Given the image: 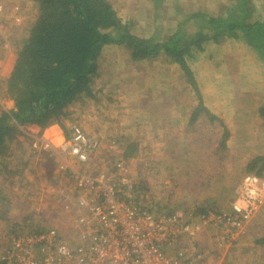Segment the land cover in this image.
<instances>
[{"label": "rangeland", "instance_id": "374dc122", "mask_svg": "<svg viewBox=\"0 0 264 264\" xmlns=\"http://www.w3.org/2000/svg\"><path fill=\"white\" fill-rule=\"evenodd\" d=\"M111 1L123 21H133L132 34L141 38L153 36L155 39H168L175 33H180L181 38H187L198 28V24L194 20H187V16L197 12H205L215 17L225 16L229 8L234 9L242 2V0ZM248 4L255 9L253 18L264 19V0H249ZM260 39L225 38L218 43L208 42L203 51H195L193 56L187 59L197 87L199 84L201 86L200 94L201 91L204 93L205 98L201 94L205 100L204 105L213 108L212 67L215 62H219L212 58L213 54L221 50H232L233 67L241 62L240 55L236 52H256L264 56V47H256L262 44L264 46V40ZM117 46L122 50H128L131 55V50L124 45ZM0 48L7 53L10 51L9 48L8 51L1 46ZM246 56L243 60L250 61L251 63L247 62L249 65L257 61L255 58L249 59L248 54ZM163 58L173 62L165 54L144 61L152 62ZM160 65L166 67L164 63ZM245 67H248L247 64ZM148 69L149 76L154 79L153 82L158 83L160 74L158 68ZM180 69L183 78H187L186 72L181 67ZM231 72L230 75L236 83L234 86L237 88L232 93L238 95L240 89L243 91L250 86L257 87L253 82L247 80L242 82L237 67ZM6 81L7 78L3 79L1 74L0 111L10 110L6 108L8 102L12 101L8 98ZM187 81L190 86V105L193 102L197 104L199 99L196 87L188 78ZM237 81L242 84L239 83L237 86ZM102 84L105 85L100 89ZM92 88L93 96L83 97L78 104L70 107L69 118L61 121L67 133L71 125H78L87 135L99 140L100 147L91 163V172L112 173L115 163H124L126 179L132 185V198L137 199L140 205L152 208L157 214L197 213L204 208L229 212L233 204L245 205L238 190L253 160L258 156H264V132L260 134L263 126L254 124V127L258 125V134H250V131L246 133L247 124L243 118V121L234 117L231 122L227 120L218 122L204 113V119L200 121L202 125L199 122V131L203 133L202 141L197 143L191 140V137L185 141L187 138L182 139L186 137L183 134L175 135L177 139H174L170 134L155 132L151 129L154 123L150 122V119L134 113L132 106L134 99L131 92L125 91L127 89L123 88L122 81L113 82L109 77L105 83L100 80ZM151 95L154 97L155 92ZM225 98L224 102L229 103L227 96ZM139 100L140 98L136 99ZM235 102L238 105H247L246 94L238 96ZM99 104L106 108L105 114H102V107L100 109ZM220 108L222 113H225L228 106ZM251 116L254 114L246 117ZM156 125L163 127L164 124ZM228 128L234 130L235 140H227L225 148H222L223 135L230 132ZM29 133L35 134L28 126L18 127L17 134L19 136L21 134L24 143L21 145L14 142L6 149L3 157L0 156V258L9 247L11 238L18 234L42 232L53 228L68 243L74 244L77 240L79 228L74 220L78 212L75 203L76 186L68 168L76 171L84 168L71 158L60 156L65 134H55L54 142H49L51 148L49 146L48 149H44L45 146L31 145V140L37 143L39 138L30 136ZM197 135L200 134H193ZM161 136L164 138H159ZM129 145H133L130 147L132 154L126 158ZM260 166L261 164L258 169ZM244 233L233 245L223 250L217 262L264 264V245L257 243L264 238V206L252 217ZM214 239L212 230L206 227L199 239V248L210 250Z\"/></svg>", "mask_w": 264, "mask_h": 264}, {"label": "trees", "instance_id": "16d2710c", "mask_svg": "<svg viewBox=\"0 0 264 264\" xmlns=\"http://www.w3.org/2000/svg\"><path fill=\"white\" fill-rule=\"evenodd\" d=\"M248 1L229 8L225 16L192 13L187 20H194L198 28L190 36L181 38L180 33H175L168 39L155 40L132 34L133 21H123L108 0H35L38 17L21 44L6 81L14 108L0 111V156L10 148L20 126H37L44 131L58 124L64 129L61 121L69 118L70 107L83 97L93 96L98 58L103 47L110 44L131 50L135 62L165 54L196 87L199 105L194 114L208 115L187 59L195 51H203L208 42L243 37L264 40V19L253 18L255 9ZM64 134L68 136L65 129ZM228 137L227 133L223 135L222 148ZM132 146L127 148L126 158L132 154ZM246 173L264 177V156L256 157ZM257 243L264 245V238Z\"/></svg>", "mask_w": 264, "mask_h": 264}, {"label": "built area", "instance_id": "2783aa9c", "mask_svg": "<svg viewBox=\"0 0 264 264\" xmlns=\"http://www.w3.org/2000/svg\"><path fill=\"white\" fill-rule=\"evenodd\" d=\"M5 16L0 3V46L7 50ZM44 146L48 149L50 143ZM99 147V140L78 125L69 127L60 147V156L84 168H68L76 186L75 243L65 241L53 228L18 234L11 238L0 264H220L219 255L245 234L264 206V177L249 173L238 190L244 206L233 204L229 212L157 214L132 198L124 163H115L112 173L91 172ZM206 227L215 237L208 251L198 245Z\"/></svg>", "mask_w": 264, "mask_h": 264}, {"label": "crops", "instance_id": "0c3cea01", "mask_svg": "<svg viewBox=\"0 0 264 264\" xmlns=\"http://www.w3.org/2000/svg\"><path fill=\"white\" fill-rule=\"evenodd\" d=\"M108 1L113 4L111 0ZM0 2L3 3L6 8V16L3 28L9 42L10 49L9 53H7L0 48V67L2 68V77L5 79V77L8 78L9 74L11 73L15 64L17 52L23 41L29 35L30 29L38 17V7L35 0H0ZM151 37L153 36L146 38ZM153 38L155 39V37ZM157 40L160 39L157 38ZM221 51L215 52L212 57L214 60H219V62H215L212 67L213 77L211 91L213 95V108L210 109L204 104L203 107L206 108L208 112H212V116L215 118L214 120H217L218 122L221 120H227V122H231V119L234 117L239 121H243V118L247 124L246 133L250 131V134H258L257 127L258 125H261L263 127L260 134H263L264 56H260L256 52H236L238 55H240L239 58L241 59V62L238 65L232 67V65H234V63L231 61V58L233 57L231 54L232 50ZM226 54H229V56H225ZM247 54L249 55L248 58L250 57L249 59L255 58L257 61L251 65L247 63L250 61L244 62L243 59L247 57ZM160 63L166 64V67L160 65ZM246 64L248 67H245ZM148 67L158 68L160 73L158 83H154V79L149 76ZM236 67L239 71L242 82L247 80V82H253L255 85H257V87L250 86V88H245L247 90L243 91L240 89L238 95L236 93H232L237 88L234 86L236 83H234V78L230 75V72ZM206 68L204 69L206 70ZM231 74L233 75V72H231ZM109 77H111L113 82H123V88L127 89L125 91L131 92L132 99H134L132 102L134 113L142 118L150 119V122L154 123V125H151L153 127L151 128L152 130L154 129L155 132H164V134H170V136H172L174 139L176 138L175 135L183 134L186 135V137H182V139L187 138L185 141L189 140L188 137H191L190 139L193 141L195 140L197 143L198 141H202L203 133L199 131V122L204 119V113L202 112L197 115L194 114L196 111L195 109L198 108L199 102H196L197 104H194L195 102H193L190 105V86L187 78H183V72L176 63L170 62L169 60H166V58L152 62H134L131 60V55L128 50H122L120 46H117V44H110L104 46L100 53L98 58V75L95 78L93 85L97 84V82L100 80L102 83H105L108 81ZM239 83L242 84L240 81H237V86ZM104 85L105 84H102L100 89ZM199 88L201 89L200 84ZM100 92L101 90H99L98 93ZM152 92H155V98L152 97ZM245 94L247 105H238L235 102L238 96ZM202 95L204 96V93ZM226 96L227 100H229V103L224 102L226 100ZM139 98L140 100L136 101V99ZM242 99H244V97H242ZM204 101L205 100L203 99V102ZM194 105L196 108H194ZM222 106H228L225 113H222L220 108ZM99 107L100 109L102 107L101 112L102 114H105L106 108L104 109V107L100 104ZM13 108V102L9 101L8 107L6 109L12 110ZM236 114H238V116H236ZM250 114H254V116L247 118L246 116H250ZM249 122L251 126H249ZM157 123H163L164 125L162 127L156 125ZM254 124L258 125L254 127ZM28 128L30 131L35 133H29L30 136L39 138L37 143L30 139L32 142L31 145H41L42 147H44L45 141L46 143L50 141L54 142L55 134H64L60 125L58 124H53L44 131H41L37 126H28ZM229 131V137L227 140H235L236 134L233 133L234 130L232 131L230 129ZM193 134L200 135L193 136ZM20 136L18 135L11 144L15 142L22 145V143H24V139H22ZM159 138L164 137L161 136Z\"/></svg>", "mask_w": 264, "mask_h": 264}]
</instances>
